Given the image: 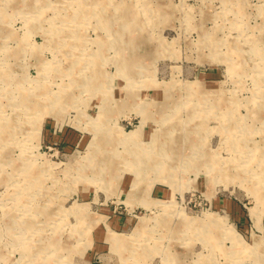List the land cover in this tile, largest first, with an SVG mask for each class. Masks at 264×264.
<instances>
[{
	"label": "rangeland",
	"instance_id": "rangeland-1",
	"mask_svg": "<svg viewBox=\"0 0 264 264\" xmlns=\"http://www.w3.org/2000/svg\"><path fill=\"white\" fill-rule=\"evenodd\" d=\"M0 264H264V0H0Z\"/></svg>",
	"mask_w": 264,
	"mask_h": 264
},
{
	"label": "bare ground",
	"instance_id": "bare-ground-1",
	"mask_svg": "<svg viewBox=\"0 0 264 264\" xmlns=\"http://www.w3.org/2000/svg\"><path fill=\"white\" fill-rule=\"evenodd\" d=\"M4 127V126H3ZM178 127V126H177ZM186 128V127H185ZM184 128V129H185ZM5 130V129H4ZM134 130V129H133ZM187 130V129H186ZM190 130V129H189ZM133 132V131H132ZM181 132V131H180ZM174 133H176V132H174ZM156 138V137H155ZM166 146V145H165ZM143 160V159H142ZM145 162V161H144ZM98 163H100V162H98ZM141 175V174H140ZM118 239H120V238H118ZM121 240V239H120ZM119 245V244H118Z\"/></svg>",
	"mask_w": 264,
	"mask_h": 264
}]
</instances>
